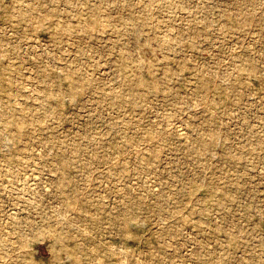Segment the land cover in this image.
I'll list each match as a JSON object with an SVG mask.
<instances>
[{
  "label": "rangeland",
  "instance_id": "1",
  "mask_svg": "<svg viewBox=\"0 0 264 264\" xmlns=\"http://www.w3.org/2000/svg\"><path fill=\"white\" fill-rule=\"evenodd\" d=\"M0 264H264V0H0Z\"/></svg>",
  "mask_w": 264,
  "mask_h": 264
}]
</instances>
